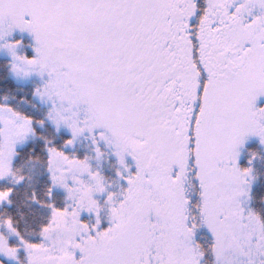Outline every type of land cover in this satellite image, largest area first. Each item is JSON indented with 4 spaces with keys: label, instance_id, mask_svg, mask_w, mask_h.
I'll return each instance as SVG.
<instances>
[{
    "label": "snow or ice",
    "instance_id": "obj_1",
    "mask_svg": "<svg viewBox=\"0 0 264 264\" xmlns=\"http://www.w3.org/2000/svg\"><path fill=\"white\" fill-rule=\"evenodd\" d=\"M0 264H264V0H0Z\"/></svg>",
    "mask_w": 264,
    "mask_h": 264
}]
</instances>
